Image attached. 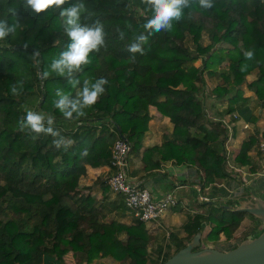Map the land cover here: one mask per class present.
Wrapping results in <instances>:
<instances>
[{"label": "trees", "instance_id": "16d2710c", "mask_svg": "<svg viewBox=\"0 0 264 264\" xmlns=\"http://www.w3.org/2000/svg\"><path fill=\"white\" fill-rule=\"evenodd\" d=\"M83 2L86 22L99 19L104 24L108 47L91 55L92 62L79 78L83 82L105 77L109 83L85 117L69 121L54 108L55 90H76L55 73L40 79V72L68 43L58 10L35 13L25 7V0H0V19L18 21L8 46L0 47V264H62L54 245L83 252L86 262L110 255L126 264H161L201 230L202 220L209 226L207 241L220 234L229 238L245 215L254 217L222 205L235 201H213L204 213L185 220V235L171 252L163 251L161 259L149 258L144 222L134 217L130 223L107 220L103 205L82 192L78 180L85 174V157L118 136L128 140L127 154L141 147L149 104L168 117L171 130L159 144L141 150L145 170L158 169L165 160L189 165L200 173V189L229 177L227 128L206 113L204 99L210 95L225 102V113L236 111L254 124L233 157V162L249 165L251 149L259 136L264 137V122L258 135V116L247 107L253 99L264 117V3L214 0L213 8L205 10L192 0L184 18L174 21L171 31L152 35L144 54L136 53L132 63L127 47L150 14L142 0ZM246 50L254 52L252 60H245ZM33 52L39 53L38 65L30 57ZM245 64L247 69L241 71ZM250 73H255L247 82L252 94L240 86ZM16 79L26 81L19 97L10 93ZM207 81L213 86L204 95ZM28 109L54 115L56 126L74 141L72 147L57 150L51 137L32 141L19 131L17 122ZM84 149L86 156L81 155ZM99 182L104 197L110 189L106 179Z\"/></svg>", "mask_w": 264, "mask_h": 264}, {"label": "crops", "instance_id": "0c3cea01", "mask_svg": "<svg viewBox=\"0 0 264 264\" xmlns=\"http://www.w3.org/2000/svg\"><path fill=\"white\" fill-rule=\"evenodd\" d=\"M220 103L217 102L215 107H213L212 103L207 106L210 109V115L214 116L213 119H219L221 125L227 128L224 143L226 152L228 150L230 158H232V166L229 168L230 176L202 189L199 188L200 173L189 165L165 160L161 162L158 169L151 172L143 168L140 158L141 150L146 146L159 144L171 130V122L168 117L160 114L153 105H148L150 117L147 122V129L142 137V145L136 152L127 154L128 177L130 180L138 181L139 184L157 192L161 191V184L170 182L174 191L179 192L178 201L175 205L165 210L156 221L144 222L149 236L147 242L149 258L158 259L163 254V251L171 252L179 238L185 235L182 230V224L185 220L194 214L204 213L209 203L213 201H232L235 196L245 193L247 190L264 197V154L259 152L255 145L251 149L249 165H240L233 162V157L238 151L240 141L252 132L254 124L244 120L236 111L225 113L226 104L220 105ZM247 107L253 114L258 116L257 122L260 124L258 128L259 135L264 122L263 111L256 107L254 100L251 98L247 101ZM260 138L264 137L259 136L258 140ZM109 150L110 142L101 145L85 157V174L79 177L78 182L82 186V192L93 195L95 203L103 205L107 220L114 218L130 223L133 216L122 203L121 194L108 190L106 196L102 197V186L99 180L106 179L110 173L107 162ZM205 188H210V191L206 193L204 191ZM190 199H193L194 205L189 203ZM203 201L207 202L202 205ZM257 224L260 229V222ZM201 227L199 238L201 245L205 242L208 246H214L215 242L221 240L222 236H219L214 242L207 241L205 236L209 226L202 220ZM246 236L249 235L245 233L239 239ZM239 239L228 246V248L235 245ZM53 249L62 264H126L125 261L116 260L110 255L94 258L90 262H86L83 252L66 249L60 245H54ZM159 249L161 251L158 255L157 251Z\"/></svg>", "mask_w": 264, "mask_h": 264}, {"label": "clouds", "instance_id": "9594fccd", "mask_svg": "<svg viewBox=\"0 0 264 264\" xmlns=\"http://www.w3.org/2000/svg\"><path fill=\"white\" fill-rule=\"evenodd\" d=\"M150 13L143 23V31L134 36L128 45L127 51L132 53L129 61L135 62V54H144V45L149 38L160 32L171 31L173 22L181 21L185 16V9L191 6L192 0H142ZM201 9H211L214 0H196ZM264 3V0H261ZM65 5H68L65 7ZM25 7L35 13L58 10V15L63 21V30L68 38V43L58 56L52 58L48 68L40 72L41 81L47 80L52 73L64 78L71 89L65 91L57 88L55 90L54 108L66 120L72 121L86 116V109L93 107L101 96L106 92V85L109 81L105 77L96 78L94 81L84 79L81 82L79 74L82 73L91 61L93 53H100L107 50L106 32L104 24L96 19L91 23L86 22L88 17L83 0H25ZM15 16V9L10 10ZM18 23V21H17ZM17 23H10L8 19H0V47H7V38L16 32ZM120 39L124 33H119ZM27 47V45H25ZM245 60H252L254 52L246 50L243 53ZM39 64V53L33 52L30 56ZM247 65H242L241 71H245ZM26 81L16 79L10 86V93L19 97L24 93ZM18 130L35 141L41 136L51 137L52 146L57 150L67 151L72 147L74 141L63 134L62 129L56 126V118L50 113L33 109L26 110L17 122ZM88 154L87 149L81 152L82 156Z\"/></svg>", "mask_w": 264, "mask_h": 264}, {"label": "water", "instance_id": "95a60500", "mask_svg": "<svg viewBox=\"0 0 264 264\" xmlns=\"http://www.w3.org/2000/svg\"><path fill=\"white\" fill-rule=\"evenodd\" d=\"M232 201L235 203L222 205L256 218L261 225L256 235L243 237L228 249H218L202 246L200 231H196L161 264H264V197L247 190Z\"/></svg>", "mask_w": 264, "mask_h": 264}, {"label": "built area", "instance_id": "2783aa9c", "mask_svg": "<svg viewBox=\"0 0 264 264\" xmlns=\"http://www.w3.org/2000/svg\"><path fill=\"white\" fill-rule=\"evenodd\" d=\"M256 149L264 154V138L257 141ZM128 150L129 142L125 137L118 136L112 141L108 154L110 173L106 183L110 191L121 194L124 205L134 218L143 222L156 221L178 199L171 192L154 198L148 188L130 180L127 174Z\"/></svg>", "mask_w": 264, "mask_h": 264}, {"label": "rangeland", "instance_id": "374dc122", "mask_svg": "<svg viewBox=\"0 0 264 264\" xmlns=\"http://www.w3.org/2000/svg\"><path fill=\"white\" fill-rule=\"evenodd\" d=\"M203 41H206L205 35H203ZM197 62V61H196ZM255 76V73H250L246 75L245 81L240 85L242 90L248 93H253L252 88H248L247 87V82L250 81L251 79H253ZM182 86H186V84H181ZM213 86V82L207 81L206 82V88L204 90V92L206 94L204 95H208V90ZM250 94V95H251ZM252 96V95H251ZM218 101H216L214 98H212V96H206L204 99V103H205V108H206V113L210 116L211 112L209 111L210 109H208V104L212 103L213 107H215L216 103ZM225 105V102L220 103V105ZM211 118H214V116H211ZM224 154H225V163H226V167L229 169L230 166H232V158H230V155L228 153V150L226 152V147H225V143H224ZM230 152H231V148H230ZM227 156H229L227 158ZM171 183L167 182V183H163L161 184V191H155V190H150V193L152 195V197L154 198H158L159 196H163L165 193L167 192H171L176 198L179 194L178 191H174L173 187H171ZM200 190V189H199ZM204 191L206 193H208L210 191V188H205ZM189 203L191 205H194V201L193 199H190ZM227 205V204H226ZM253 223H252V222ZM257 223L258 220L256 218H250L248 217V215H245L239 222L238 226L232 231L231 236L229 238H226L223 234H220L219 236H222L220 241H217L214 243V247L218 248V249H227L228 246L234 244V242H236L240 236L244 235L246 233V235L249 236H254L256 235L260 229L257 227ZM240 240V239H239ZM210 242H214V241H210ZM206 243L204 242V244L202 246H205ZM58 261H60L59 259H57Z\"/></svg>", "mask_w": 264, "mask_h": 264}]
</instances>
